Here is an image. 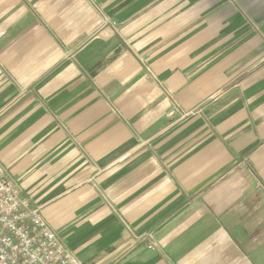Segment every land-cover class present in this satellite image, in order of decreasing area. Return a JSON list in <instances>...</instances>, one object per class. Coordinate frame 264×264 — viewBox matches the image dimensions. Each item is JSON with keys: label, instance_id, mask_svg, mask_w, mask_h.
<instances>
[{"label": "crops", "instance_id": "crops-1", "mask_svg": "<svg viewBox=\"0 0 264 264\" xmlns=\"http://www.w3.org/2000/svg\"><path fill=\"white\" fill-rule=\"evenodd\" d=\"M0 163L82 264H264V0H0Z\"/></svg>", "mask_w": 264, "mask_h": 264}, {"label": "built area", "instance_id": "built-area-1", "mask_svg": "<svg viewBox=\"0 0 264 264\" xmlns=\"http://www.w3.org/2000/svg\"><path fill=\"white\" fill-rule=\"evenodd\" d=\"M169 112V116L174 115ZM0 264H82L0 163Z\"/></svg>", "mask_w": 264, "mask_h": 264}]
</instances>
